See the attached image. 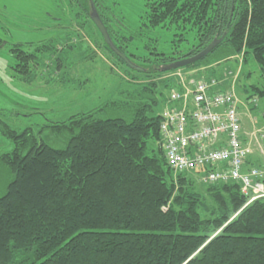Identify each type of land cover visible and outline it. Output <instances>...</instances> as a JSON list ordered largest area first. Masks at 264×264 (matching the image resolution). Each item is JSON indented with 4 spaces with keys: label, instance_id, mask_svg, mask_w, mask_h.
<instances>
[{
    "label": "trees",
    "instance_id": "16d2710c",
    "mask_svg": "<svg viewBox=\"0 0 264 264\" xmlns=\"http://www.w3.org/2000/svg\"><path fill=\"white\" fill-rule=\"evenodd\" d=\"M84 2L91 18L90 0ZM93 2L114 44L137 62V36L109 25ZM147 8L144 26L193 29L198 44L177 57L147 58L146 70L136 71L102 36L117 62L150 80L122 99L54 122L52 132L65 136L62 148L0 119L13 145L0 154L13 175L0 196V264H264V197L249 202L237 181L200 183L197 174L173 171L161 144L162 115L155 113L157 95L168 91L166 104L178 84L156 80L177 70L159 67L197 54L214 39L224 37L184 68L213 64L221 50L225 58L252 55L264 72V0H159ZM32 45L11 49L14 67L24 74L45 52L54 56L48 44L29 52ZM62 58L56 57L55 70L63 68ZM254 88L264 96V87ZM107 109L124 113L113 117Z\"/></svg>",
    "mask_w": 264,
    "mask_h": 264
},
{
    "label": "rangeland",
    "instance_id": "374dc122",
    "mask_svg": "<svg viewBox=\"0 0 264 264\" xmlns=\"http://www.w3.org/2000/svg\"><path fill=\"white\" fill-rule=\"evenodd\" d=\"M97 1L109 25L137 36L136 45L132 46L139 58L135 63L140 66L147 58L155 61L162 54L177 57L198 44L196 30L143 25L144 21L147 22L144 16L148 5L159 0ZM84 4V0H0V119L17 130L31 128L55 148L65 146V136L52 132L50 126L54 122L65 121L77 113L122 99L128 92L140 91L142 85L150 80L144 74L130 72L113 58L99 29L85 13ZM29 42L33 43L29 52L44 43L54 53L52 56L45 52L40 63L29 62L31 79L29 74L14 67V61L18 63V60L12 58L11 51L15 44ZM58 56H63L61 62L64 66L55 70L53 64ZM225 57L219 50L210 58L216 61L213 64L169 71L155 76V79H170L176 83L179 73L186 75L190 72H202L200 76L207 78L211 75L225 77L228 83L223 88L235 92L244 129L264 132V96L254 88L264 87V72L252 55L247 60L244 54ZM205 67L216 68L217 72L205 73ZM167 94L168 91H164L163 95H157L156 114L162 112ZM107 112L113 117L124 113L109 109ZM42 129L46 130L40 132ZM151 144L156 146L154 141ZM248 145L254 152L257 150L262 154L264 150V140L252 139ZM12 149L11 141L0 130V154ZM260 168L264 170V166ZM195 178L200 181L199 175ZM12 179L8 167L0 162V196ZM200 183L197 189H202Z\"/></svg>",
    "mask_w": 264,
    "mask_h": 264
},
{
    "label": "built area",
    "instance_id": "2783aa9c",
    "mask_svg": "<svg viewBox=\"0 0 264 264\" xmlns=\"http://www.w3.org/2000/svg\"><path fill=\"white\" fill-rule=\"evenodd\" d=\"M178 74L180 87L169 92L161 112V144L169 167L176 173L200 176L203 183L237 181L249 202L264 197V170L247 168L253 152L243 138L239 100L225 89L226 78ZM251 139L264 140L255 130Z\"/></svg>",
    "mask_w": 264,
    "mask_h": 264
},
{
    "label": "water",
    "instance_id": "95a60500",
    "mask_svg": "<svg viewBox=\"0 0 264 264\" xmlns=\"http://www.w3.org/2000/svg\"><path fill=\"white\" fill-rule=\"evenodd\" d=\"M91 3V13H90V17L92 19V21L95 23V25L97 26V28L99 29L101 35L103 36L105 42L110 46V48L119 56L121 57L126 63L127 65L132 68L135 69L136 71H145L146 69L138 64H136L135 62L131 61L129 59V57L127 55H125L121 50H119V48L114 44V42L112 41V38L104 24V22L102 21L98 10L93 2V0H90ZM224 37H221L220 39H214L207 47H205L203 50H201L200 52H198L197 54H194L192 56H188L170 63H165L162 64L159 67L160 71H169V70H175V69H180V68H184L187 67L203 58H205L207 55H209L223 40Z\"/></svg>",
    "mask_w": 264,
    "mask_h": 264
},
{
    "label": "crops",
    "instance_id": "0c3cea01",
    "mask_svg": "<svg viewBox=\"0 0 264 264\" xmlns=\"http://www.w3.org/2000/svg\"><path fill=\"white\" fill-rule=\"evenodd\" d=\"M252 132L245 130L243 127V138L246 144L252 141L251 139ZM262 166H264V150L262 149V154L259 153L257 150H255V152L253 151L247 159V168L262 167Z\"/></svg>",
    "mask_w": 264,
    "mask_h": 264
},
{
    "label": "bare ground",
    "instance_id": "6f19581e",
    "mask_svg": "<svg viewBox=\"0 0 264 264\" xmlns=\"http://www.w3.org/2000/svg\"><path fill=\"white\" fill-rule=\"evenodd\" d=\"M88 18V17H87ZM199 52V51H198ZM187 54V53H186Z\"/></svg>",
    "mask_w": 264,
    "mask_h": 264
}]
</instances>
